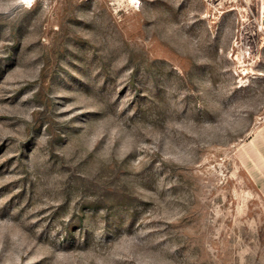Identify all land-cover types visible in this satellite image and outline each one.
Masks as SVG:
<instances>
[{
  "label": "rangeland",
  "instance_id": "rangeland-1",
  "mask_svg": "<svg viewBox=\"0 0 264 264\" xmlns=\"http://www.w3.org/2000/svg\"><path fill=\"white\" fill-rule=\"evenodd\" d=\"M0 264H264L257 0H0Z\"/></svg>",
  "mask_w": 264,
  "mask_h": 264
},
{
  "label": "built area",
  "instance_id": "built-area-1",
  "mask_svg": "<svg viewBox=\"0 0 264 264\" xmlns=\"http://www.w3.org/2000/svg\"><path fill=\"white\" fill-rule=\"evenodd\" d=\"M259 4L260 25L264 27V0H257Z\"/></svg>",
  "mask_w": 264,
  "mask_h": 264
}]
</instances>
